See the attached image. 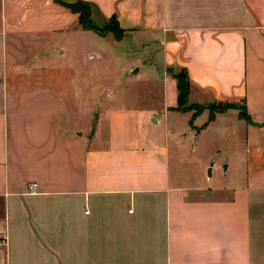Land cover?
<instances>
[{"label": "crops", "instance_id": "crops-1", "mask_svg": "<svg viewBox=\"0 0 264 264\" xmlns=\"http://www.w3.org/2000/svg\"><path fill=\"white\" fill-rule=\"evenodd\" d=\"M60 1L148 35V82L163 93L159 106L99 111L79 131L77 89H88L68 47L88 50L90 32L54 0H0V264H264V0ZM168 68L186 69L190 103L245 107L248 122L235 109L209 123V110L190 114L194 141L237 118V169L219 190L172 182L169 122L186 113L170 110ZM162 124V139L143 133Z\"/></svg>", "mask_w": 264, "mask_h": 264}, {"label": "rangeland", "instance_id": "rangeland-1", "mask_svg": "<svg viewBox=\"0 0 264 264\" xmlns=\"http://www.w3.org/2000/svg\"><path fill=\"white\" fill-rule=\"evenodd\" d=\"M92 13L97 30L88 31L91 37L90 48L83 51L77 45L68 47L70 53L75 55L74 59L88 89L83 96L77 86L78 101L83 108L81 110L85 111L76 115L72 121L79 131L93 128L99 111L117 110L125 105H139L143 108L159 106L160 95L163 93L161 81L156 79L148 82L154 75L151 70H146L147 66H151L152 60L147 56L146 48L151 38L148 35L138 36L125 32L117 36L105 30L107 26L114 24L112 20L103 19L94 10ZM155 49L157 53L160 48ZM79 55L81 60L78 59ZM187 104L193 103L188 100ZM213 108L217 110L218 106L213 105ZM177 113L186 114L178 115L176 120L169 122L172 128L170 132L174 130L172 138L175 139H171V146L178 153L171 164L172 182L182 180L186 186L206 192L227 186L233 175L232 170L237 169V166L232 167L234 151L227 140L228 128L233 127L236 116H229L227 120L220 119L202 138L194 141L190 136L189 126L193 111ZM205 120L203 117L202 121ZM164 125H145L143 133L145 131L149 138L162 139L167 130Z\"/></svg>", "mask_w": 264, "mask_h": 264}, {"label": "trees", "instance_id": "trees-1", "mask_svg": "<svg viewBox=\"0 0 264 264\" xmlns=\"http://www.w3.org/2000/svg\"><path fill=\"white\" fill-rule=\"evenodd\" d=\"M59 5L63 6L67 10H69L73 14H77L78 16V23L81 26L82 30L84 31H95L97 29L94 23L93 17V10L99 12L98 8L89 2L84 1H76L72 4H65L60 0H54ZM101 16V15H100ZM103 18V17H102ZM104 19V18H103ZM109 21H113V25L105 26L106 31L112 32L113 34L119 36V34L123 33L122 30L119 29L118 24L114 17L108 19ZM175 69L168 68L167 73L171 74V77L176 81V107L174 109H170L171 111L175 112H189L193 111L192 120L200 115L204 110H209V118L208 123L211 122L214 118L216 113H222L229 109L238 110V116L240 119L248 122L249 117L246 113L245 107L242 104H231V103H214L210 105H199V104H187L188 103V96L190 92V81L188 77V73L186 69L180 68L177 69V72H173ZM213 105H217L218 109L215 110ZM206 126V125H204Z\"/></svg>", "mask_w": 264, "mask_h": 264}, {"label": "built area", "instance_id": "built-area-1", "mask_svg": "<svg viewBox=\"0 0 264 264\" xmlns=\"http://www.w3.org/2000/svg\"><path fill=\"white\" fill-rule=\"evenodd\" d=\"M30 193L35 192V185L32 184L29 186ZM6 246V240L4 238L0 239V249H3Z\"/></svg>", "mask_w": 264, "mask_h": 264}, {"label": "water", "instance_id": "water-1", "mask_svg": "<svg viewBox=\"0 0 264 264\" xmlns=\"http://www.w3.org/2000/svg\"><path fill=\"white\" fill-rule=\"evenodd\" d=\"M134 70H135V72L137 71V69H134ZM208 171H209V175H210V169Z\"/></svg>", "mask_w": 264, "mask_h": 264}]
</instances>
